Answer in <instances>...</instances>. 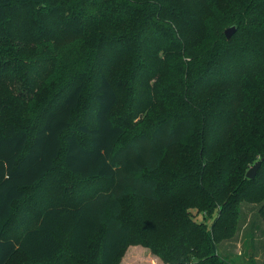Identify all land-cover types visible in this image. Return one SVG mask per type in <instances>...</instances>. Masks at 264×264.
<instances>
[{
	"label": "trees",
	"instance_id": "16d2710c",
	"mask_svg": "<svg viewBox=\"0 0 264 264\" xmlns=\"http://www.w3.org/2000/svg\"><path fill=\"white\" fill-rule=\"evenodd\" d=\"M58 162L68 203L40 189ZM263 175L264 0H0V264H118L132 243L229 264Z\"/></svg>",
	"mask_w": 264,
	"mask_h": 264
},
{
	"label": "rangeland",
	"instance_id": "374dc122",
	"mask_svg": "<svg viewBox=\"0 0 264 264\" xmlns=\"http://www.w3.org/2000/svg\"><path fill=\"white\" fill-rule=\"evenodd\" d=\"M86 111L87 109L83 107L77 110L73 117V121H78L81 118L83 119ZM114 115L118 122L125 125L127 124V135L125 140H128L132 134L136 132L138 120H132L129 117L127 104L123 101L116 109ZM172 158L173 165H177V161L180 159L178 151H174L170 154V159ZM248 170L246 172H248ZM258 173L259 171H257V174ZM246 174L247 173H245V177L247 178ZM78 182L79 181L75 177L68 174V172L63 169L62 163L58 162L57 168L40 185V189L44 194L48 195V197L63 203H68L71 198L69 193L76 187ZM263 182L264 175L260 180V183ZM29 194H36V191L32 190ZM242 206L243 215L240 222L241 231L232 242L227 241L226 243L224 242L225 244H220L219 252L227 259L229 264H264V220H262L258 214L260 206L253 201L243 204ZM31 207L34 212V217L36 218V209L38 208L36 201H31ZM189 212L196 221L203 222L208 226H210L212 221L218 216V213L215 212L212 217L208 216L206 218L205 212L199 214L194 208L190 209ZM203 215H205V218ZM223 245L227 252H231V254L224 256ZM13 264H24V262L20 259H14ZM118 264L165 263L159 257L154 255L150 248L141 245V243H132L120 258Z\"/></svg>",
	"mask_w": 264,
	"mask_h": 264
},
{
	"label": "water",
	"instance_id": "95a60500",
	"mask_svg": "<svg viewBox=\"0 0 264 264\" xmlns=\"http://www.w3.org/2000/svg\"><path fill=\"white\" fill-rule=\"evenodd\" d=\"M236 32V26H230L225 30V35L227 37V39H230L234 33ZM261 166V161L256 162L247 172L246 176L249 179H254L258 169Z\"/></svg>",
	"mask_w": 264,
	"mask_h": 264
}]
</instances>
